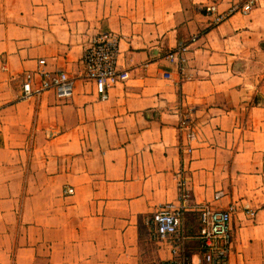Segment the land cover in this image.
I'll use <instances>...</instances> for the list:
<instances>
[{
    "label": "crops",
    "instance_id": "1",
    "mask_svg": "<svg viewBox=\"0 0 264 264\" xmlns=\"http://www.w3.org/2000/svg\"><path fill=\"white\" fill-rule=\"evenodd\" d=\"M242 1L0 0V264L168 259L148 219L181 203V179L186 255L201 251L198 206L233 201L228 264H264V0L219 24L204 12ZM101 32L117 37L129 72L107 100L82 76L83 50ZM179 43L182 72L166 58ZM41 57L74 79L70 98H19Z\"/></svg>",
    "mask_w": 264,
    "mask_h": 264
},
{
    "label": "built area",
    "instance_id": "2",
    "mask_svg": "<svg viewBox=\"0 0 264 264\" xmlns=\"http://www.w3.org/2000/svg\"><path fill=\"white\" fill-rule=\"evenodd\" d=\"M256 2L257 0H243L231 4L223 11H218L215 4H209L204 6V12L211 17L213 24H219L234 13L248 14ZM187 51L188 45L179 43L166 54V58L175 63L179 71L182 72L187 62ZM118 52V39L111 32L98 33L83 50L81 56L82 76L93 81L100 100H107L109 89L116 83L129 78L127 70L118 68ZM73 89L74 79L65 70L49 69L46 59L41 57L37 59L36 68L23 75L19 98H29L51 90L57 98L67 99L72 96ZM191 115L190 110L181 113L178 122V130L183 140L180 149L184 153H189L192 150L191 141L194 139V131L190 125ZM179 185L181 203H161L148 219L152 237L165 242L171 253L170 258L160 260L155 264H228L233 244L232 218L237 210V203L231 201L224 207H218L212 202H205L198 206V238L201 251L197 260L193 261L185 253L187 234L182 201L187 197V192L183 189L184 180L181 179ZM66 192L73 193V188H67ZM219 197L220 193H216L214 200ZM246 213L251 219L255 216L252 209H247Z\"/></svg>",
    "mask_w": 264,
    "mask_h": 264
},
{
    "label": "trees",
    "instance_id": "3",
    "mask_svg": "<svg viewBox=\"0 0 264 264\" xmlns=\"http://www.w3.org/2000/svg\"><path fill=\"white\" fill-rule=\"evenodd\" d=\"M197 217H198V214H197Z\"/></svg>",
    "mask_w": 264,
    "mask_h": 264
}]
</instances>
